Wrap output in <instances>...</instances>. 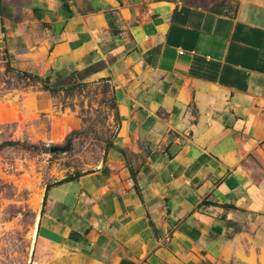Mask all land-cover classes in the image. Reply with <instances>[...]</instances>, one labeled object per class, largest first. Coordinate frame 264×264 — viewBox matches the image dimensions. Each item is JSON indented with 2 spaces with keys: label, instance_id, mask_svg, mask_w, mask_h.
I'll use <instances>...</instances> for the list:
<instances>
[{
  "label": "crops",
  "instance_id": "crops-1",
  "mask_svg": "<svg viewBox=\"0 0 264 264\" xmlns=\"http://www.w3.org/2000/svg\"><path fill=\"white\" fill-rule=\"evenodd\" d=\"M0 50L116 98L102 164L43 193L41 264H264V0H0Z\"/></svg>",
  "mask_w": 264,
  "mask_h": 264
},
{
  "label": "rangeland",
  "instance_id": "rangeland-1",
  "mask_svg": "<svg viewBox=\"0 0 264 264\" xmlns=\"http://www.w3.org/2000/svg\"><path fill=\"white\" fill-rule=\"evenodd\" d=\"M177 1L224 13L240 3ZM8 66L0 50V264H41L43 193L61 178L102 164L117 134L116 98L107 81L54 89Z\"/></svg>",
  "mask_w": 264,
  "mask_h": 264
},
{
  "label": "trees",
  "instance_id": "trees-1",
  "mask_svg": "<svg viewBox=\"0 0 264 264\" xmlns=\"http://www.w3.org/2000/svg\"><path fill=\"white\" fill-rule=\"evenodd\" d=\"M8 64H9V63H8ZM8 67L11 68L10 65H9ZM23 74H24V75L33 76V75H30V74L27 73V72H24ZM35 77L38 78V79H40L41 81H43V80L40 78V76L36 75ZM53 88H54V89H58V87H53ZM44 89H45V90H50L47 86H45ZM15 144H17V143H15ZM78 175H79V174H77V175H75V176H78ZM72 177H74V176L66 177V179H69V178H72Z\"/></svg>",
  "mask_w": 264,
  "mask_h": 264
},
{
  "label": "water",
  "instance_id": "water-1",
  "mask_svg": "<svg viewBox=\"0 0 264 264\" xmlns=\"http://www.w3.org/2000/svg\"><path fill=\"white\" fill-rule=\"evenodd\" d=\"M57 149H58L57 147H53V148H52L53 151H56Z\"/></svg>",
  "mask_w": 264,
  "mask_h": 264
},
{
  "label": "bare ground",
  "instance_id": "bare-ground-1",
  "mask_svg": "<svg viewBox=\"0 0 264 264\" xmlns=\"http://www.w3.org/2000/svg\"><path fill=\"white\" fill-rule=\"evenodd\" d=\"M42 200V199H41Z\"/></svg>",
  "mask_w": 264,
  "mask_h": 264
}]
</instances>
